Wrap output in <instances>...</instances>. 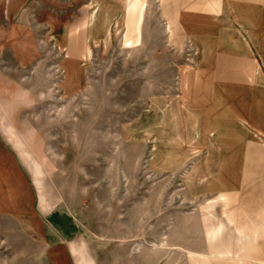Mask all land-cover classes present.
Wrapping results in <instances>:
<instances>
[{"label": "rangeland", "instance_id": "rangeland-1", "mask_svg": "<svg viewBox=\"0 0 264 264\" xmlns=\"http://www.w3.org/2000/svg\"><path fill=\"white\" fill-rule=\"evenodd\" d=\"M129 1L29 0L33 51L28 65L12 75L28 93L14 89L10 99L11 92L0 89V109L7 114L3 122L20 129L13 148L48 240H37L19 217L0 216V264H52V255L60 264H264V160L257 164L259 177L231 193L226 204L215 203L210 219L202 209L218 196L190 197L179 176L156 174L148 153L125 143L123 129L147 98L173 89L175 64L194 55L189 43L183 51L178 19L161 18L159 9H166L154 0L141 2L146 7L138 46L124 48L122 26L108 42L103 31L91 42L92 29L84 26L88 5L99 3L103 13L119 11L125 18ZM62 21L70 35L64 47L52 32V24ZM87 45L89 59L81 55ZM70 48L86 67L82 91L63 87ZM28 157L42 171L44 203ZM228 221L243 237L226 232L219 241L226 248L212 252L208 228Z\"/></svg>", "mask_w": 264, "mask_h": 264}, {"label": "crops", "instance_id": "crops-1", "mask_svg": "<svg viewBox=\"0 0 264 264\" xmlns=\"http://www.w3.org/2000/svg\"><path fill=\"white\" fill-rule=\"evenodd\" d=\"M154 1L166 9L161 18L180 20L183 51L190 44L194 55L175 64L174 88L147 98L123 141L148 153L156 174L179 176L196 200L241 191L264 160V0ZM28 3L0 0V89L10 99L14 89L26 92L12 75L33 51ZM5 114L0 109V216L26 226L36 202L12 144L20 129L3 122ZM37 240H48L44 228Z\"/></svg>", "mask_w": 264, "mask_h": 264}, {"label": "bare ground", "instance_id": "bare-ground-1", "mask_svg": "<svg viewBox=\"0 0 264 264\" xmlns=\"http://www.w3.org/2000/svg\"><path fill=\"white\" fill-rule=\"evenodd\" d=\"M144 1L147 3V0H131L129 1V5L127 8L128 14L125 16V18H122L121 13L117 12L110 14L108 12L103 13V5L101 4H89L88 10L89 14L87 17V20L84 23V26L87 28L92 29V41L95 42L97 39V36L100 32H104V39L108 42V40L113 36L117 35L120 31V27L122 26L125 30L123 33V41H124V48L130 49L138 46L141 43L142 38V29H143V23L145 19V7L146 3L143 5L141 2ZM139 10V12H138ZM173 21L176 23V20L173 19ZM178 23L180 20H177ZM63 22V21H62ZM56 22L52 24V32L55 35V38L57 41H59L60 46L64 47L65 39L66 37L70 36L68 35L67 27H65L64 22ZM174 23L170 22V29L173 28ZM66 28V29H65ZM103 29V30H102ZM98 30V31H97ZM66 33V34H65ZM74 34V33H72ZM58 36V37H57ZM71 44V43H70ZM97 44V43H95ZM72 48H70L69 51H66L67 54L65 55V62L64 65V80H63V87L65 88L66 92L68 91H82L85 89L88 77L85 72L86 67L82 60L77 58L74 53L71 51ZM84 52L81 54L82 58L88 57V59L91 57V50L88 47H85ZM80 71V72H79ZM16 150L21 153V155L28 156L26 151H23L22 148H17ZM25 152V153H24ZM25 159V158H24ZM25 162H27L28 166L30 167L32 174L34 176L35 182L38 185V189L40 190V193L42 195L41 201L44 203L47 199L46 193H44L43 185H42V174H39V172H42L41 169L36 168V163L29 160V157L26 158ZM238 182V180H237ZM235 188H238V184L235 185ZM228 196L230 194H220L218 196L219 201H213L206 203L207 207L202 209V214L204 217H208L210 219L214 218L216 212H215V203H224L226 204L228 202ZM45 212H48V209L45 207L43 208ZM225 207H223V211H225ZM30 219L26 221L27 230L31 232L34 236H36L39 239H43V227L42 222L39 217H36V215L31 214L29 217ZM235 232L239 233L240 237H243L242 229L236 226L232 221L228 222H220L218 224L211 225L208 228V239L210 241V248L212 252L215 250H218L222 247V249L226 248V243H220L221 238L224 236L226 232ZM211 252V254H212ZM219 257L220 255H216ZM212 261L206 262L203 264H211ZM52 264H60L58 262V257L56 255H52Z\"/></svg>", "mask_w": 264, "mask_h": 264}]
</instances>
